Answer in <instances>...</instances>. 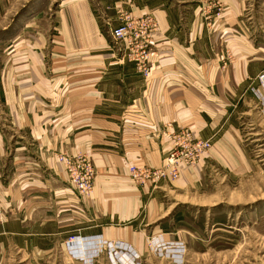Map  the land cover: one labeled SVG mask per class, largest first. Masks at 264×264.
<instances>
[{
  "label": "crops",
  "instance_id": "obj_1",
  "mask_svg": "<svg viewBox=\"0 0 264 264\" xmlns=\"http://www.w3.org/2000/svg\"><path fill=\"white\" fill-rule=\"evenodd\" d=\"M194 1L79 0L61 15L46 67L36 54L35 72L21 82L14 77V105L21 106L20 82L28 111L43 113L34 121L41 133L29 136L24 153L18 139L0 134V202L10 214L0 236L28 242L22 249L14 246L16 255L29 260L37 253L33 241L65 245L70 236L82 241L71 244L74 255H94L90 248H103L104 241L125 243L137 253L151 237L180 239L179 230L163 228L170 221L171 200L197 193L207 165L215 160L222 166L237 150L229 122L230 83L238 87L250 79L238 54L234 65L224 68L230 41L223 32L215 34L224 16L237 15L238 6L223 8L226 0H217L214 22L220 23L206 37ZM144 15L156 24L145 74L126 57L123 42L112 37L125 19ZM232 43L240 49L238 38ZM184 130L211 144L195 166L171 183L130 180V166L160 167L172 148L171 137ZM57 153L91 161L95 177L87 197L68 187Z\"/></svg>",
  "mask_w": 264,
  "mask_h": 264
},
{
  "label": "rangeland",
  "instance_id": "obj_2",
  "mask_svg": "<svg viewBox=\"0 0 264 264\" xmlns=\"http://www.w3.org/2000/svg\"><path fill=\"white\" fill-rule=\"evenodd\" d=\"M78 3L79 0H0V134L18 139L22 153L28 146L29 136L40 135L34 121H39L43 113L28 111L25 86L19 83L35 72L32 56L40 57L41 68L46 67V61L49 63L55 46L51 41L58 35L61 15ZM221 4L230 9L238 6L237 15L224 16L222 27L215 32L217 37L223 32V38L230 41L224 51L223 66L231 68L238 54L247 63L246 75L250 79L246 77L238 87L235 82L230 83L229 122L236 131L233 146L237 150L228 153L229 159L223 161L225 165L220 166L215 160L207 165L204 184L198 187L197 193L171 200L172 208L166 217L170 221L163 228L179 230L180 239L163 242L151 237L139 253L125 243L104 241L103 248H90L94 255H85L83 251L79 255L71 253V244H82L77 236H70L65 245L59 240H37L33 241L37 253L28 260L24 254L16 255L13 249L15 245L22 246L21 249L27 247V240L3 235L0 236V264H264V0H226ZM193 5L203 15L201 21L206 24L207 37L214 24L217 28L220 23L214 22L220 5L217 0H196ZM142 18L150 19L155 29L151 16ZM54 26L57 30H53ZM237 38L240 49L236 51L232 41ZM15 76L20 80L18 86L22 91L20 107L13 103ZM192 137L200 141L193 133ZM200 142L209 144L206 150L211 147L208 141ZM55 158L65 170L68 187L77 195L87 197L90 193L80 195L70 184L65 161L69 158L72 163L85 161L90 165L92 191L95 170L91 161L64 153H57ZM25 160H28L26 155ZM180 175L173 180L143 183L132 179L129 172L130 180L139 185L171 183ZM9 216L0 202V227L9 221Z\"/></svg>",
  "mask_w": 264,
  "mask_h": 264
},
{
  "label": "built area",
  "instance_id": "obj_3",
  "mask_svg": "<svg viewBox=\"0 0 264 264\" xmlns=\"http://www.w3.org/2000/svg\"><path fill=\"white\" fill-rule=\"evenodd\" d=\"M152 31L153 27L148 18L125 19L112 31V37L123 42L126 57L134 61L139 71L144 74L149 71L148 39ZM171 144L172 148L160 167L138 169L130 166L131 178L142 180L143 183H154L160 179H176L182 170L192 167L196 159L209 147L207 142L194 141L192 133L187 130L174 134L171 137ZM67 159L66 172L70 184L80 195H88L91 191L92 168L85 161L72 163L69 158Z\"/></svg>",
  "mask_w": 264,
  "mask_h": 264
}]
</instances>
